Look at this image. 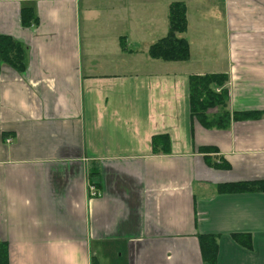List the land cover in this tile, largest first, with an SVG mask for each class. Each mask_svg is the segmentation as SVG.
I'll return each mask as SVG.
<instances>
[{"label":"crops","instance_id":"crops-1","mask_svg":"<svg viewBox=\"0 0 264 264\" xmlns=\"http://www.w3.org/2000/svg\"><path fill=\"white\" fill-rule=\"evenodd\" d=\"M177 2L189 58L151 60ZM0 37L26 55L22 72L0 61L8 264H264V191L216 193L264 182V0H0ZM219 73L226 110L258 119L224 131L191 120L188 77ZM157 135L169 153H151ZM86 178L101 196L87 198Z\"/></svg>","mask_w":264,"mask_h":264},{"label":"trees","instance_id":"trees-1","mask_svg":"<svg viewBox=\"0 0 264 264\" xmlns=\"http://www.w3.org/2000/svg\"><path fill=\"white\" fill-rule=\"evenodd\" d=\"M167 13V32L162 40L154 42L148 48L147 56L151 60H157L169 63H185L189 58V48L187 43L178 38L185 32L187 22L185 20V7L180 3H172L168 6ZM21 26L28 27L34 22V16L28 9H21ZM25 50L21 44L14 42L12 38L0 37V61L9 68H14L16 72L24 70ZM226 77L220 73L217 75L191 76L187 80V100L188 112L191 120H195L196 124L205 131H224L229 128L230 122H240L247 120H256L260 113H229L226 110V102H228L226 92ZM151 153L157 154L169 153V139L167 136H155L151 138ZM201 151V150H200ZM204 151V150H203ZM205 151H209L205 149ZM213 151V150H212ZM204 163L216 170H226V164L209 163L206 158ZM217 194H242L264 191V182L250 183H232L224 184L216 187ZM238 245L248 248L249 241L238 236H232ZM199 241V251L202 254V261L211 263L214 260L215 240L212 237L203 236L197 238ZM6 246L0 243V264H8ZM94 264V263H93Z\"/></svg>","mask_w":264,"mask_h":264},{"label":"built area","instance_id":"built-area-1","mask_svg":"<svg viewBox=\"0 0 264 264\" xmlns=\"http://www.w3.org/2000/svg\"><path fill=\"white\" fill-rule=\"evenodd\" d=\"M6 144H9L10 142L7 140L5 142ZM85 191L86 194L88 195V199H94V198H98L99 196H101L99 194V192L97 191L96 187L94 186L93 183H91L87 178H86V184H85Z\"/></svg>","mask_w":264,"mask_h":264}]
</instances>
